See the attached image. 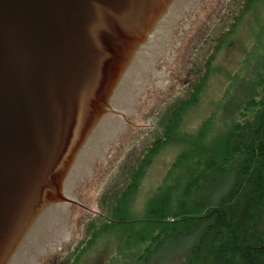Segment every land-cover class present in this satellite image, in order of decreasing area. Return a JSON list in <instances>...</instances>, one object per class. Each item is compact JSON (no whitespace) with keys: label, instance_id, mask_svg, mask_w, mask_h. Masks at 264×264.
I'll return each instance as SVG.
<instances>
[{"label":"water","instance_id":"water-1","mask_svg":"<svg viewBox=\"0 0 264 264\" xmlns=\"http://www.w3.org/2000/svg\"><path fill=\"white\" fill-rule=\"evenodd\" d=\"M218 1L0 0V264L81 239L87 190L189 79Z\"/></svg>","mask_w":264,"mask_h":264},{"label":"trees","instance_id":"trees-1","mask_svg":"<svg viewBox=\"0 0 264 264\" xmlns=\"http://www.w3.org/2000/svg\"><path fill=\"white\" fill-rule=\"evenodd\" d=\"M213 10L199 40L185 47L191 73L180 94L167 101L138 151L135 140L128 150L129 140L121 144L113 163L121 159L123 178L114 183L117 171L103 183L98 214L60 263L79 264L104 238L117 240L113 248L107 244V253L115 251L112 264L173 258L177 264H264V60L245 86L252 96L240 101L230 87L226 115L210 116L193 132L183 129L188 111L210 84L213 64L247 17L257 47L264 48V0H219ZM168 146L179 153L136 210L141 183Z\"/></svg>","mask_w":264,"mask_h":264},{"label":"rangeland","instance_id":"rangeland-1","mask_svg":"<svg viewBox=\"0 0 264 264\" xmlns=\"http://www.w3.org/2000/svg\"><path fill=\"white\" fill-rule=\"evenodd\" d=\"M252 18L247 17L243 21L237 33L233 38V42L229 47H223L217 60L212 66L210 76L209 86L207 85L204 92L201 95L199 103L192 107L186 117L183 124V129L186 132H193L199 127V125L207 118L216 113L222 117L228 112L226 110L227 96L226 93L231 87V95L237 97L240 101L244 98L252 96L251 90L246 88L248 81L255 75L257 69L260 66V61L264 60V48L259 49L256 44V31L253 25H250ZM205 38V36H204ZM202 39V41L204 40ZM203 44V43H202ZM201 44V46H202ZM264 45V40H263ZM198 72V70H197ZM182 90V87L174 91L160 106L159 112L156 115L144 118L141 121L152 126L150 130L155 126V121L157 116L161 113L165 107L167 101L171 100ZM223 123V120L219 122V126ZM140 130L135 134L122 136L120 138L117 150L105 171L98 176L96 187L87 190V197L89 203V210L81 224V235L84 230L85 224L91 219L90 217L98 214V197L101 193L103 183L107 181L110 176L119 172L115 180L117 184L121 178H123L124 164L121 159H117L115 163L113 161L119 156V148L122 143L128 144L124 149L128 150L130 148V142L135 140V150L140 149L141 142L145 137L147 131ZM154 132V131H153ZM144 133V135H143ZM179 153V148L177 146H168L164 148L155 158L152 167L149 169L147 175L145 176L143 182L141 183L139 194L142 193V198L135 204V209L140 210L143 205V198L155 191V189L162 183L169 167L174 162L177 154ZM82 239V237H81ZM80 239V240H81ZM74 241L62 249L55 259L53 264H58L62 261L67 253L73 250V247L80 241ZM103 240V241H102ZM94 248L91 250L86 257L79 264H112V256L115 255V251L111 250L107 253V244L113 243L110 247H114L117 240L113 239L105 240L102 239ZM121 258V257H120ZM63 264V263H60ZM114 264H121L119 260L115 261ZM154 264H177L172 260H166Z\"/></svg>","mask_w":264,"mask_h":264}]
</instances>
